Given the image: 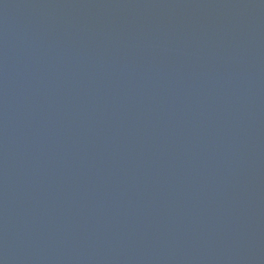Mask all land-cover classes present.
<instances>
[{"label":"water","instance_id":"obj_1","mask_svg":"<svg viewBox=\"0 0 264 264\" xmlns=\"http://www.w3.org/2000/svg\"><path fill=\"white\" fill-rule=\"evenodd\" d=\"M0 264H264V0H0Z\"/></svg>","mask_w":264,"mask_h":264}]
</instances>
